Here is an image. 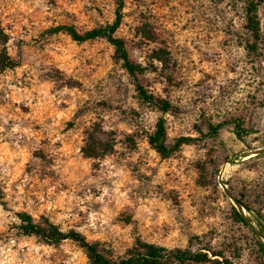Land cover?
I'll list each match as a JSON object with an SVG mask.
<instances>
[{
  "label": "rangeland",
  "instance_id": "obj_1",
  "mask_svg": "<svg viewBox=\"0 0 264 264\" xmlns=\"http://www.w3.org/2000/svg\"><path fill=\"white\" fill-rule=\"evenodd\" d=\"M246 2L123 0L115 35L130 58L147 65L153 49L169 52L167 65L155 62L156 70L138 76L170 101L161 113L138 98L105 38L79 42L47 31L109 23L117 0H0L7 52L17 63L0 71V264L87 263L71 239L22 235L17 211L77 230L113 256L136 237L185 247L197 236L231 264H260L264 44L258 57L243 48ZM258 15L264 35L262 5ZM159 116L167 145L180 135L196 140L161 157L147 142ZM207 122L222 123L217 134H207ZM87 133L113 139L112 149L85 156Z\"/></svg>",
  "mask_w": 264,
  "mask_h": 264
},
{
  "label": "trees",
  "instance_id": "obj_2",
  "mask_svg": "<svg viewBox=\"0 0 264 264\" xmlns=\"http://www.w3.org/2000/svg\"><path fill=\"white\" fill-rule=\"evenodd\" d=\"M260 5L264 8V0H247L244 6L243 27L248 33V39L245 41L243 48L247 55L253 57H258L261 54V48L264 44V35L261 32L258 15V7ZM122 7L123 0H117L113 20L103 25L78 31L72 25L59 24L48 28L47 31L52 33L63 31L71 39L79 42L96 37L105 38L113 46L115 61L120 62L121 66L132 78L138 98L161 113H165L171 107L170 101L149 92L139 81L138 76L149 68L153 71L156 70L155 62L160 64L161 67L167 65L169 52L165 48L160 47L153 49L150 55L151 59L147 65H142L132 60L127 52L124 40L115 35L117 28L121 24ZM7 40L8 36L0 26V71L17 64L7 52ZM221 126L222 123L213 124L207 122V134H217ZM233 127L236 136L242 139L243 129L237 119L233 120ZM165 134V119L159 116L154 124V129L147 134V142L161 157L170 156L182 144L196 140L195 137L190 135H180L175 138L172 144L167 145L165 143ZM113 144V139L100 138L96 133H87L81 150L85 156L97 157L111 150ZM246 209L249 210L248 207ZM233 214L236 221L243 223L249 230H252L247 217L234 208ZM15 216L17 219L16 226L22 235H35L47 243H58L64 239L75 241L83 249L87 257L86 264H201L206 262L231 264V261L223 255L221 250L214 248L210 244L201 245L197 236L190 237L185 247H168L136 237L133 245L123 255L113 256L111 249L103 243L89 240L81 232L74 229L63 230L58 224L45 216L35 220L27 211H17ZM258 244L261 254L260 264H264V244L261 241H258Z\"/></svg>",
  "mask_w": 264,
  "mask_h": 264
}]
</instances>
